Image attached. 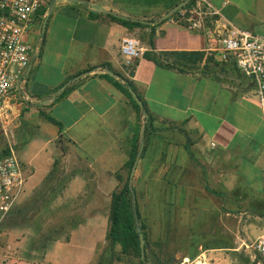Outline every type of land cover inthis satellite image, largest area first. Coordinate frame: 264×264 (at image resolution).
I'll use <instances>...</instances> for the list:
<instances>
[{"label":"crops","instance_id":"crops-1","mask_svg":"<svg viewBox=\"0 0 264 264\" xmlns=\"http://www.w3.org/2000/svg\"><path fill=\"white\" fill-rule=\"evenodd\" d=\"M200 3L203 30L189 28L180 18L160 21L152 29L128 28L109 18L107 13L121 14L114 9H93L72 0H51L35 14L25 35L32 44L30 61L10 94L16 104L15 151L25 176L24 189L37 187L60 159L68 168L75 167L63 195L84 197L85 209L91 212L69 229L65 239L46 246L47 264L97 261L107 243L112 194L129 177L124 164L132 147L140 145L142 131L133 187L138 202L143 195H165V220L176 208L185 227H202L204 222L209 227L218 206L213 198L217 194L208 185L219 180L233 190V171L241 180L254 171L259 177L258 195L264 197V123L255 85L233 60H217L222 30L213 31L225 23L264 34V0H197ZM206 4L217 13L208 14ZM62 9L69 17L63 44L55 43L54 29L56 11ZM126 37L137 39L141 48L129 65L120 53ZM145 51L156 53L161 64L171 67L156 65L143 56ZM108 69L118 77L109 75ZM125 79L151 116L146 130L145 112L136 109L115 84ZM248 120L260 134V152L239 147L247 144ZM214 165H222L221 170L217 172ZM164 177L165 191L146 187ZM238 187L252 198L246 197L249 204L264 203L241 183Z\"/></svg>","mask_w":264,"mask_h":264},{"label":"rangeland","instance_id":"rangeland-1","mask_svg":"<svg viewBox=\"0 0 264 264\" xmlns=\"http://www.w3.org/2000/svg\"><path fill=\"white\" fill-rule=\"evenodd\" d=\"M196 5L203 9L201 3ZM90 7H109L130 17L153 18L165 12L162 4L147 5L143 0H110L93 3ZM182 10L184 9L180 8V11ZM68 21L69 17L64 9L56 11L54 29L58 32L55 43L60 41L63 44L66 40L65 24ZM41 29L44 30L43 25ZM52 44L53 40L49 42V45ZM14 118L12 130L15 149L17 141ZM245 128L247 144L239 147L243 149L247 145L253 151L260 152V134L254 130L250 120L245 123ZM58 160L56 170L50 177H46L33 190H24L11 210L0 234V264H47L44 260L46 246L53 240L65 239L74 224L91 214L85 209L84 197L69 198L63 195L75 167L68 168ZM232 161L235 163V155ZM214 168L218 172L222 165H214ZM241 178L242 180L233 171V190H227L219 180H212L208 185L210 192L217 194L213 198L217 200L218 206L209 227L206 222L202 227H185L178 219L176 208L165 220V195L140 196L138 204L141 219L145 224V252L148 259L151 260L155 255L162 264H180L183 257L200 261V264H257L250 244L263 230L264 203L258 204L259 206L249 204L246 202V197L249 196L240 191L238 186L241 183L249 195L253 194L263 200L264 197L258 195L259 177L254 171H249L247 176L243 175ZM229 180L230 178L226 181ZM132 181L131 179L133 186ZM138 186L139 189L145 187ZM257 186L259 187L256 188ZM146 187L165 191V177L162 180H153ZM119 247L116 244L112 248L107 241L102 258L109 259L113 255V258L118 257L114 264H137L136 252L123 255ZM176 252H179V257L173 263H168V259L174 257Z\"/></svg>","mask_w":264,"mask_h":264},{"label":"built area","instance_id":"built-area-1","mask_svg":"<svg viewBox=\"0 0 264 264\" xmlns=\"http://www.w3.org/2000/svg\"><path fill=\"white\" fill-rule=\"evenodd\" d=\"M51 0H0V234L11 210L24 192L25 176L14 149L12 121L16 104L10 94L18 87L24 69L28 66L32 44L25 35L35 14ZM76 3L91 4L110 0H72ZM207 5V4H206ZM208 14H216L207 5ZM188 12L189 16L184 17ZM201 8L182 10L179 18L189 28L203 30ZM222 30L216 57L220 62L233 60L245 76L255 85L260 111L264 123V34L253 33L222 23L213 31ZM213 37V36H212ZM141 51L134 37L122 40L120 53L125 65H129ZM215 143L211 142V146ZM257 264H264V229L250 244ZM180 264H200V261L183 257Z\"/></svg>","mask_w":264,"mask_h":264},{"label":"trees","instance_id":"trees-1","mask_svg":"<svg viewBox=\"0 0 264 264\" xmlns=\"http://www.w3.org/2000/svg\"><path fill=\"white\" fill-rule=\"evenodd\" d=\"M141 1V0H140ZM181 0H143V2L147 5H155V4H162L165 8V11L173 7L175 4L180 2ZM197 0H189L187 1L181 9L190 10L196 7ZM180 9L171 14L168 18H179ZM93 15L92 13H90ZM110 19L113 21H116L128 28H132L135 26H143V27H149L154 28L156 23L160 22L159 20H156L155 24H147L144 22H141L140 18L133 19V17L125 16L122 14H116V13H107ZM189 14L186 12L184 14V17H188ZM158 17V16H157ZM157 17L153 18H147L146 20L151 21L156 19ZM163 21V20H161ZM170 54H181V55H192L196 54L198 57L202 55L201 52H168ZM143 56L149 60H152L156 65H161L163 67H171L170 65L161 64L159 62L158 56L156 53L152 51H145L143 53ZM107 66V65H105ZM115 84L126 94L129 101L132 103V105L138 109L139 111L145 112V119L146 122L144 124V130L149 128L152 123V119L150 115H147V112L144 108V103L142 102V106H139L138 103L134 100L130 92L128 91V88H132V83L129 80H124V83H119L115 81ZM45 117L54 122L53 118L49 115L45 114ZM145 132V131H144ZM138 146H133L130 158L129 160L124 164V167L127 169L128 174L130 172L131 166L133 164V161L136 157V153L138 151ZM63 150V149H62ZM59 163L58 159H55L53 164V169L50 174L54 170H56V167ZM47 176V177H48ZM141 213L139 210V205L137 201V196L134 187L131 185L129 186V177L126 179V181L123 183L122 187L114 192L111 197V205H110V211H109V217H108V231H107V241L109 242V245L114 247V245L118 244L120 246V253L123 255L130 254V252H136L138 256L137 264H162L160 259L157 256H153L151 260L148 259V256L144 255V259L140 258V246H139V235L137 232L136 227L138 226L140 228V231L143 233L145 238V245L144 250L146 249V232L145 230V224L141 219ZM6 223V222H5ZM111 248V249H112ZM105 253V247L101 254L99 255V258L94 264H114V262L118 259V257L113 258L112 256L109 259L102 258L103 254ZM112 254V252H110ZM173 258V257H172ZM168 259V263H170L171 259Z\"/></svg>","mask_w":264,"mask_h":264},{"label":"water","instance_id":"water-1","mask_svg":"<svg viewBox=\"0 0 264 264\" xmlns=\"http://www.w3.org/2000/svg\"><path fill=\"white\" fill-rule=\"evenodd\" d=\"M189 1V0H181L180 2H178L177 4H175L173 7H171L170 9H168L166 12H164L163 14L159 15L156 19L148 21V20H144V19H138L141 22L147 23V24H154L156 22V20H165L166 18H168L171 14H173L174 12H176L177 10H179L181 7L184 6V4ZM135 19V18H133ZM44 27V24H43ZM107 73L113 77H118V74L114 73L111 70H107ZM128 91L130 92V94L132 95V97L134 98V100L138 103L139 106H142V101L141 99L137 96V94L135 93V91L132 88H128ZM142 133L141 132V140H140V145H139V149L137 151L136 157L133 161V164L131 166L130 172H129V186H131V179L134 175L135 169H136V165H137V161L139 159V155L141 153V150L143 148V140H142ZM138 235H139V246H140V258L144 259V255H145V250H144V245H145V238L143 233L140 231V228L137 226L136 227ZM179 257V252H176L174 254V257L171 259L170 263H173L177 258Z\"/></svg>","mask_w":264,"mask_h":264}]
</instances>
